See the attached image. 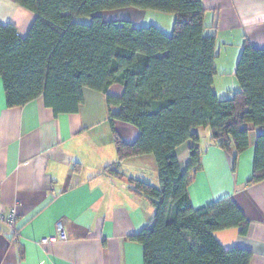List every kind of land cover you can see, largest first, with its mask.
Wrapping results in <instances>:
<instances>
[{"label":"trees","instance_id":"16d2710c","mask_svg":"<svg viewBox=\"0 0 264 264\" xmlns=\"http://www.w3.org/2000/svg\"><path fill=\"white\" fill-rule=\"evenodd\" d=\"M35 14L25 35L0 23V77L6 104L20 106L42 96L55 113L78 111L84 88L105 94L118 161L152 154L158 186L128 179L154 207L149 225L130 236L142 244L144 264H249L251 250L225 247L214 231L249 220L229 196L194 207L188 194L191 170L199 166V127L227 151L235 168L238 155L256 135L247 183L264 179V47L244 41L235 68L238 88L220 96L214 90L216 38L204 23L202 0H15ZM134 6L173 13L171 33L154 23L104 19L99 12ZM88 16V20L80 18ZM113 83L120 96L108 93ZM137 128L132 142L117 133L114 121ZM192 141L189 162L180 168L177 148Z\"/></svg>","mask_w":264,"mask_h":264},{"label":"crops","instance_id":"0c3cea01","mask_svg":"<svg viewBox=\"0 0 264 264\" xmlns=\"http://www.w3.org/2000/svg\"><path fill=\"white\" fill-rule=\"evenodd\" d=\"M202 2L206 30L216 38V73L220 68L228 75L227 80L223 76L225 96L239 86L235 68L243 42L264 47V0ZM127 9L131 12L106 20L125 18L135 26L154 23L172 31L174 16L164 14L169 12L161 11L165 27L157 17L145 18L151 9ZM99 14L104 17L103 10ZM34 18L15 0H0V23L13 24L20 35L27 33ZM213 87L218 94L215 80ZM122 90L120 83H113L108 93L120 96ZM83 94L75 112L55 113L42 96L8 106L0 77V209L16 212L13 225L0 220V264H144L142 244L130 236L151 223L154 207L128 179L138 177L158 186L156 162L152 154L127 157L117 166L119 175L108 173L118 152L105 94L89 87ZM114 126L126 142L138 135L129 123L115 120ZM259 131L250 132L248 150L238 155L233 169L231 155L212 143L208 127H199V166L191 170L188 185L196 208L229 195L242 210L250 222L246 234L238 227L214 234L225 247L251 250L249 264H264V179L247 183ZM191 146L187 140L177 148L182 170ZM58 224L66 238L43 242L57 236Z\"/></svg>","mask_w":264,"mask_h":264},{"label":"rangeland","instance_id":"374dc122","mask_svg":"<svg viewBox=\"0 0 264 264\" xmlns=\"http://www.w3.org/2000/svg\"><path fill=\"white\" fill-rule=\"evenodd\" d=\"M128 7H133L134 8V6H123V7H117V8H112V9H104L103 11H104V17H106V18H104V19H109V18H111L112 16H116V15H121L122 13H124V12H127V13H129V12H131V9H127ZM136 8H138V7H136ZM135 13H138V11H134ZM145 12V11H144ZM154 12H157V10H152V11H150V13H146V15H145V18L146 19H150L151 18V16H153L154 18H158V19H160V21L162 22V25H165V27H168L167 25V20H166V18L164 17L165 15H163V13H161V11H158V16H155V13ZM164 14H167V15H171V16H174L173 15V13H164ZM162 15H163V17H162ZM109 17V18H108ZM80 18H82V19H84V20H88V16H80ZM134 19L135 20H139V18H135L134 17ZM148 23H149V20H148ZM170 25V24H169ZM162 29V28H161ZM164 31V30H163ZM164 32H166V30L164 31ZM166 33H171V30H170V32H166ZM217 62H219L218 60H217ZM229 74V73H228ZM223 74L221 73V69L219 68V70H218V72L216 73V75H215V87H216V89H217V91H218V94L220 95V96H223V94H221V93H223V90H224V85L226 84V82L227 81H223ZM226 76H228V75H225L224 77H225V79L227 80V78H226ZM232 78V75H229V77H228V80L229 79H231ZM254 149V148H253ZM246 150H248V149H246ZM154 172L155 171H153V174H154ZM148 173H150V170L148 169Z\"/></svg>","mask_w":264,"mask_h":264},{"label":"built area","instance_id":"2783aa9c","mask_svg":"<svg viewBox=\"0 0 264 264\" xmlns=\"http://www.w3.org/2000/svg\"><path fill=\"white\" fill-rule=\"evenodd\" d=\"M0 220L4 221L10 225H13L16 222V212L15 210H9V211H3L0 209ZM58 228V234L57 236H52V237H46L43 238L42 241L46 242V241H53L56 240L57 237L59 238H66V233L64 231V229L62 228L61 224H58L57 226Z\"/></svg>","mask_w":264,"mask_h":264}]
</instances>
